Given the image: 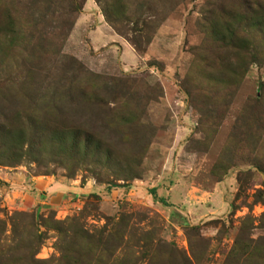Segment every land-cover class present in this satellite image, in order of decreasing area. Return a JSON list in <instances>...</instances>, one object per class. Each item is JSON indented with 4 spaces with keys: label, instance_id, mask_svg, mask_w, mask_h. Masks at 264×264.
Instances as JSON below:
<instances>
[{
    "label": "rangeland",
    "instance_id": "rangeland-1",
    "mask_svg": "<svg viewBox=\"0 0 264 264\" xmlns=\"http://www.w3.org/2000/svg\"><path fill=\"white\" fill-rule=\"evenodd\" d=\"M262 119L264 0H0V264H264Z\"/></svg>",
    "mask_w": 264,
    "mask_h": 264
},
{
    "label": "crops",
    "instance_id": "crops-1",
    "mask_svg": "<svg viewBox=\"0 0 264 264\" xmlns=\"http://www.w3.org/2000/svg\"><path fill=\"white\" fill-rule=\"evenodd\" d=\"M24 181V182H23ZM10 185L14 188L11 193L7 192L5 197L8 195L9 199L12 200V204H16L18 206L27 207L31 203H50L56 204L58 202L59 197L62 195L69 196L70 182H62V181H49L47 176L42 177H32L31 179H24L21 176L13 175L9 181ZM29 188H31L29 192ZM19 189V190H18ZM25 190V191H24ZM20 191V192H18ZM19 193L18 199L13 197V193ZM28 192L30 194H28ZM4 197V199H6ZM6 204L8 206H12L6 200Z\"/></svg>",
    "mask_w": 264,
    "mask_h": 264
},
{
    "label": "trees",
    "instance_id": "trees-1",
    "mask_svg": "<svg viewBox=\"0 0 264 264\" xmlns=\"http://www.w3.org/2000/svg\"><path fill=\"white\" fill-rule=\"evenodd\" d=\"M262 120H264V119H262ZM248 125L249 126H251L252 128H254V131H252V132H250V133H248L249 134V139H246L245 137H243V138H241L240 139V141H243V140H246L247 142H248V144L251 146V150L253 149V148H255V143L257 142V140H258V135L255 133V127L257 128V129H259L258 128V125L256 124H254L253 123V119H249V122H248ZM262 125H264V123H262ZM244 133V132H243ZM263 193V192H262ZM260 194V193H259ZM260 197H262V194H260V196L258 197V198H260ZM33 219V220H32ZM31 220H32V222L34 221V217L33 218H31ZM40 235L39 234H36L35 236H34V239H35V241H37L36 242V244H38V242H40ZM235 247H237V246H235ZM234 247V249H233V251H234V253L235 252H246L245 250H246V248H240V249H238V248H235ZM264 247V246H263ZM1 250V249H0ZM256 252H258L259 250H260V247H257V248H255L254 249ZM263 255H262V257H264V252L262 253ZM250 257L251 258H253L254 257V253H251L250 254ZM4 255L2 254V252L0 251V261L1 260H4ZM7 264H11V260H10V258L7 260Z\"/></svg>",
    "mask_w": 264,
    "mask_h": 264
}]
</instances>
